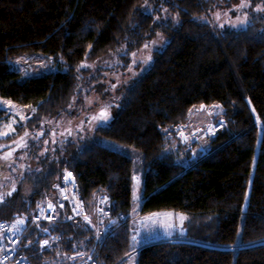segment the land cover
I'll use <instances>...</instances> for the list:
<instances>
[{
  "label": "trees",
  "instance_id": "16d2710c",
  "mask_svg": "<svg viewBox=\"0 0 264 264\" xmlns=\"http://www.w3.org/2000/svg\"><path fill=\"white\" fill-rule=\"evenodd\" d=\"M221 1L0 0V95L35 109L0 136V220L25 221L32 240L25 253L33 264L77 254L127 264L139 174L133 156L93 140L52 138L42 123L80 108L91 95L95 76L81 85L82 61L121 46L129 57L158 33L168 35L169 43L122 92L115 118L96 128L98 138L142 153V214H185L183 238L147 243L137 264H264V14L251 15L239 29L199 18ZM32 54L43 55L53 68L30 75L14 68L13 59ZM201 105H220L216 121L226 123L206 138L207 150L186 164L176 129L186 128ZM9 114L0 107V119ZM21 137L26 146L14 149ZM7 152L12 155L5 160ZM64 169L74 171L90 213L96 197L106 193L113 212L129 217L114 223L106 241L80 218L32 223L39 202L53 201Z\"/></svg>",
  "mask_w": 264,
  "mask_h": 264
},
{
  "label": "rangeland",
  "instance_id": "374dc122",
  "mask_svg": "<svg viewBox=\"0 0 264 264\" xmlns=\"http://www.w3.org/2000/svg\"><path fill=\"white\" fill-rule=\"evenodd\" d=\"M240 2L241 0H222L221 2H218L219 5L216 8L210 12L202 14L199 18L203 21L215 23L220 27L223 25V27L239 29L248 25L251 15L258 13L264 14V11L256 10L257 8H264V0H250V7L238 9ZM217 13H219V19H217ZM245 15L247 16V20L246 23L242 25L237 18L239 17L240 20H244ZM164 18L170 19L171 16L165 13ZM172 20L175 23L179 22L177 15L172 16ZM233 24L236 26L233 27ZM158 34L152 39L146 41L141 48L132 52L129 57L125 56L126 47L121 46L93 60L82 61L77 67V71L81 76V85L85 84L87 86L88 79H90L92 75L95 76V79L92 81L93 84H91L93 90L91 95L86 97L87 99L84 100V104L80 108L72 106L60 115L45 117L42 123L44 125V122H46L52 138L71 137L74 140H93L94 142L107 145L113 149L120 150L123 153L133 156L135 168L139 174L135 176V178L138 179H135L133 187V209L131 221L135 214L138 213V216L143 215L140 209H138L142 201V180L140 177L144 164L142 153L140 150L118 141L102 137L98 138L96 135V128L100 125L109 124L115 118L121 107L122 92L130 86L134 80L143 75L149 69L154 60L155 53L163 50L169 43L170 37L168 35L162 33ZM145 45H147V47H145ZM133 54H135V56ZM18 61L19 63H17ZM12 64L14 68L23 71L26 75L33 73L39 74L43 70L45 71L53 68V64L43 55L39 54L18 57L12 60ZM113 85H115V87H113ZM3 101H11V104H4L2 103ZM0 107L10 112L9 118L0 119V136L2 137L6 136L3 135L5 132L8 134L12 133L15 130L16 124L25 122L35 111L32 106L19 104L1 95ZM101 110H106L108 113V119L103 120L98 118L93 120L92 118L94 116L98 117ZM221 111L222 109L220 105L204 106L203 108L196 107L190 113L187 127H177L176 135L178 141L176 140L175 143L185 147L184 149H180L181 153H184V156H182L181 159L184 163L188 164L192 159H196L201 152L206 151V138L210 135H214L218 129L225 125L226 122L224 120L221 122L216 121V115ZM21 117L25 118L21 119ZM47 126L45 125V127ZM181 133H183V135H181ZM23 138V141H21V138H18L15 141V144H13L14 149H20L23 147H18V143L21 145L27 143H25L26 137ZM187 151L189 154H187ZM98 196L92 206L91 213L89 212L91 217H93L95 213L98 214L96 211ZM180 217L181 215L176 217V224L180 223ZM89 223L96 227L95 220ZM131 224L133 225V223ZM84 256L85 255L82 256V254L73 255L68 259L55 264H74L81 261ZM127 264H137V254L131 255Z\"/></svg>",
  "mask_w": 264,
  "mask_h": 264
},
{
  "label": "built area",
  "instance_id": "2783aa9c",
  "mask_svg": "<svg viewBox=\"0 0 264 264\" xmlns=\"http://www.w3.org/2000/svg\"><path fill=\"white\" fill-rule=\"evenodd\" d=\"M72 175L67 177V173ZM54 199L53 201L42 200L39 202V207L36 208L33 216V224L54 223L62 221H70L77 218L84 219L88 217L87 222H91L92 218L89 215V210L85 199L80 192L79 183L76 175L71 169H64L61 180L53 185ZM51 203L52 207H49ZM97 226L96 234L101 241L113 234V225L118 222H126L128 217L126 214L113 212V200L106 193H102L97 198ZM37 205V206H38ZM63 205V207H61ZM17 220H0V260L4 256L8 259L3 261V264H33L31 259L25 253L32 240L27 237V229L25 223L18 225V230L13 229L12 225L16 224ZM31 241V243H29ZM74 264H104L101 257H93L92 255L85 256L81 261Z\"/></svg>",
  "mask_w": 264,
  "mask_h": 264
},
{
  "label": "crops",
  "instance_id": "0c3cea01",
  "mask_svg": "<svg viewBox=\"0 0 264 264\" xmlns=\"http://www.w3.org/2000/svg\"><path fill=\"white\" fill-rule=\"evenodd\" d=\"M141 204L142 201L138 209H141ZM137 214L134 215L131 221L133 223V225L131 224V229L132 237L135 235L138 242L134 243L132 240V251L128 259L131 255L137 254L138 250L147 243L170 238H183L184 236L185 214L181 211L165 210L158 211L153 215L141 214L142 216H138ZM178 215H181L183 219H181L180 223L176 224L175 220ZM91 218L92 221H96L95 226H97V214L95 213Z\"/></svg>",
  "mask_w": 264,
  "mask_h": 264
},
{
  "label": "snow or ice",
  "instance_id": "6c2138e0",
  "mask_svg": "<svg viewBox=\"0 0 264 264\" xmlns=\"http://www.w3.org/2000/svg\"><path fill=\"white\" fill-rule=\"evenodd\" d=\"M250 6H251L250 0H241L240 4L238 5V9H243V8L250 7ZM256 10L257 11H264V8H257ZM216 15H217V19H219V13H217ZM237 19L239 20V23L243 25V24L246 23L247 16L245 15V19L244 20H240L239 17ZM232 26L235 27L236 25L233 24ZM221 27H223V25H221ZM145 47H147V45H145ZM133 55L135 56V54H133ZM149 59H150V57H149ZM17 63H19V61ZM82 66H84V65H82ZM113 87H115V85H113ZM2 103L9 104L10 105L11 104V101H3ZM70 107H71V105H70ZM203 107L204 106L201 105V108H203ZM24 118L25 117H21V119H24ZM98 118L99 119H103V120L108 119V113L106 112V110H101V112L98 114V117L97 116H94L92 119L93 120H96ZM165 131H167V129H165ZM69 134H70V132H69ZM3 135H8V133L5 132V133H3ZM27 135H28V133L26 132L25 133V136H27ZM40 135H43V133H40ZM181 135H183V133H181ZM23 139L24 138L21 137V141H23ZM45 143H47V141H45ZM17 146L19 147V146H26V145H21V144L18 143ZM11 155H12V152H7V153H5V156L3 158L5 160H7ZM71 175L72 174L70 172L67 173V176L65 177V179H67V177H69ZM134 179H138V178H135L134 177ZM13 190H15V189H13ZM7 195H11V192L7 193ZM134 195H135V193H134ZM245 199L247 200V197H245ZM2 200H3V196H0V201H2ZM37 207H39V205ZM49 207L50 208L52 207L51 203L49 204ZM61 207H63V205H61ZM180 218L183 219L182 216ZM85 220H88V217H85ZM24 223H25V221L23 219H17L16 224L12 225V228L18 230V225H22ZM3 227H4L3 225H0V228H3ZM45 231H46V229H45ZM0 239H3V237L0 236ZM132 240H133L134 243L138 242L137 241V237L135 235L132 237ZM29 243H31V241H29ZM48 243H49L48 240H44V241H42L41 246L42 247L47 246ZM0 251H3V249H0ZM7 259H8V257L7 256H4L3 257V260H0V264H3V261L4 260H7Z\"/></svg>",
  "mask_w": 264,
  "mask_h": 264
},
{
  "label": "bare ground",
  "instance_id": "6f19581e",
  "mask_svg": "<svg viewBox=\"0 0 264 264\" xmlns=\"http://www.w3.org/2000/svg\"><path fill=\"white\" fill-rule=\"evenodd\" d=\"M129 218V217H128Z\"/></svg>",
  "mask_w": 264,
  "mask_h": 264
}]
</instances>
